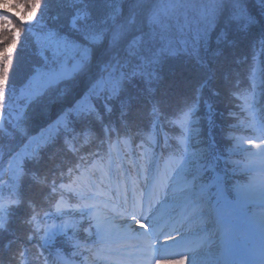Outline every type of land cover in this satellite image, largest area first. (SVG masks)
<instances>
[{"label":"trees","instance_id":"trees-1","mask_svg":"<svg viewBox=\"0 0 264 264\" xmlns=\"http://www.w3.org/2000/svg\"><path fill=\"white\" fill-rule=\"evenodd\" d=\"M263 114L264 0H0V264L118 252L84 182L158 157L259 219L241 184Z\"/></svg>","mask_w":264,"mask_h":264},{"label":"rangeland","instance_id":"rangeland-1","mask_svg":"<svg viewBox=\"0 0 264 264\" xmlns=\"http://www.w3.org/2000/svg\"><path fill=\"white\" fill-rule=\"evenodd\" d=\"M115 38L116 36L113 37ZM76 68V64L60 65L44 76L43 83L50 84L49 89H55L59 86L55 84L61 79L66 80L71 78L72 74L76 75L74 72ZM258 160H262V163ZM258 160L253 161L258 180L253 179L255 184L245 193L255 205V209L259 207L261 214H264V157ZM138 181L132 182L134 187L130 185L128 198L117 195L115 189L111 190V185L108 188L110 191L97 188L108 198V203H104L100 210L93 213L94 216L97 215L93 228L98 240H108L116 245L125 246L126 255L139 264H235V262L244 264V260L249 264H255L264 261L262 252H256L248 260L246 258L247 253L253 249V245L256 247L259 245L254 241L263 236L261 230L264 226V217L261 216L264 215L255 220L248 212H243L248 221L247 225L240 220L236 212H225L227 206L220 202V196L212 189L210 195L214 197L211 201L216 200L215 203L212 202L214 209L225 213L216 215L215 217L220 219L215 220L213 225L208 228L203 227L200 224L203 219L196 217L197 209L192 210L191 207L193 202L205 194L201 189L202 186L187 189L186 182H183L182 177H178L177 172L169 179L166 176L162 183L163 187L160 188L151 182H144L143 178H139ZM210 187L214 188L212 184ZM153 193L157 198V207L151 210L146 208L144 201ZM124 202L136 209L144 210L139 217L147 216L146 229L137 227V223L141 221L135 216L128 214V217L126 216ZM149 211H153V214H148ZM225 221L228 223L224 225ZM214 225L219 227L218 231L223 233V237L214 234ZM170 228L173 230L169 231ZM236 232L237 234L240 232L238 240ZM207 235H212V238ZM180 241H187L191 245L186 247L189 252L181 258L169 257V252H173L174 256L179 253L180 249L174 245H178ZM248 242L251 244H247ZM222 251H228L231 257L223 261L218 260L217 255H220ZM163 255L166 258L162 257ZM118 264H125V262L121 260Z\"/></svg>","mask_w":264,"mask_h":264},{"label":"snow or ice","instance_id":"snow-or-ice-1","mask_svg":"<svg viewBox=\"0 0 264 264\" xmlns=\"http://www.w3.org/2000/svg\"><path fill=\"white\" fill-rule=\"evenodd\" d=\"M137 227H140V228H144V229H146L148 226H147V224H145V223L138 222V223H137Z\"/></svg>","mask_w":264,"mask_h":264},{"label":"bare ground","instance_id":"bare-ground-1","mask_svg":"<svg viewBox=\"0 0 264 264\" xmlns=\"http://www.w3.org/2000/svg\"><path fill=\"white\" fill-rule=\"evenodd\" d=\"M126 210H127L128 212H130V213H131V211H130V209H129V208H126Z\"/></svg>","mask_w":264,"mask_h":264}]
</instances>
